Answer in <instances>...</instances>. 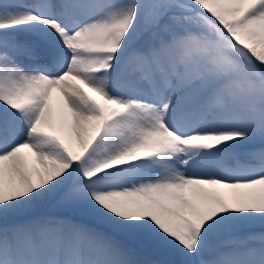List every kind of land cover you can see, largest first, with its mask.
I'll list each match as a JSON object with an SVG mask.
<instances>
[{
  "label": "snow or ice",
  "instance_id": "snow-or-ice-1",
  "mask_svg": "<svg viewBox=\"0 0 264 264\" xmlns=\"http://www.w3.org/2000/svg\"><path fill=\"white\" fill-rule=\"evenodd\" d=\"M0 264H264V0H0Z\"/></svg>",
  "mask_w": 264,
  "mask_h": 264
}]
</instances>
